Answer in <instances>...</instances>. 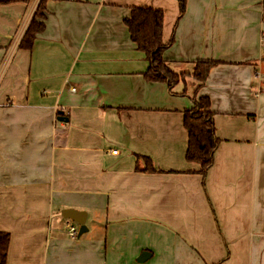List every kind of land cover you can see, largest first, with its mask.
<instances>
[{
	"label": "crops",
	"instance_id": "obj_1",
	"mask_svg": "<svg viewBox=\"0 0 264 264\" xmlns=\"http://www.w3.org/2000/svg\"><path fill=\"white\" fill-rule=\"evenodd\" d=\"M38 2L0 5L6 264H264V0H187L182 16L177 0H47L21 49ZM135 7L163 13V59L189 73L171 92L144 80ZM201 61L216 63L195 96L220 140L204 183L182 125ZM66 209L87 233L67 236Z\"/></svg>",
	"mask_w": 264,
	"mask_h": 264
},
{
	"label": "trees",
	"instance_id": "obj_2",
	"mask_svg": "<svg viewBox=\"0 0 264 264\" xmlns=\"http://www.w3.org/2000/svg\"><path fill=\"white\" fill-rule=\"evenodd\" d=\"M31 0H0V5L14 2L29 3ZM47 0H39L37 8L22 36L19 48L31 50L33 42L44 29V11ZM179 16L186 11L187 0H177ZM131 42L141 52L148 63L143 74L149 83L165 84L169 91L176 85L185 83V75L172 70L170 63L163 59V52L171 43H163V13L150 8H132L128 18L124 19ZM216 65L212 61L194 63L193 73L190 75L196 86L191 97L192 107L183 112L182 125L187 133V148L185 160L199 166L197 173L202 181L213 165L214 154L220 144L215 135L210 102L207 97L196 98L195 93L204 85L209 71ZM183 95V92L181 93ZM145 166V171L155 172L151 161L146 157H139ZM10 236L0 232V264H6Z\"/></svg>",
	"mask_w": 264,
	"mask_h": 264
},
{
	"label": "water",
	"instance_id": "obj_3",
	"mask_svg": "<svg viewBox=\"0 0 264 264\" xmlns=\"http://www.w3.org/2000/svg\"><path fill=\"white\" fill-rule=\"evenodd\" d=\"M57 120L64 121V122L67 121V119L63 117L62 113H59V117L57 118ZM61 217L64 220L70 221L78 226L77 238L87 233L88 229L85 225L87 214L85 212H80V211H76L72 209H66L61 212ZM148 257H149V254L147 252H142L141 255L138 257V262L142 263L146 261Z\"/></svg>",
	"mask_w": 264,
	"mask_h": 264
},
{
	"label": "built area",
	"instance_id": "obj_4",
	"mask_svg": "<svg viewBox=\"0 0 264 264\" xmlns=\"http://www.w3.org/2000/svg\"><path fill=\"white\" fill-rule=\"evenodd\" d=\"M260 47H261V56L264 57V36L261 37L260 39ZM74 90V89H72ZM113 154L115 153L114 151L112 152ZM66 234L70 239H76L77 238V227L74 223L67 221L66 223Z\"/></svg>",
	"mask_w": 264,
	"mask_h": 264
},
{
	"label": "rangeland",
	"instance_id": "obj_5",
	"mask_svg": "<svg viewBox=\"0 0 264 264\" xmlns=\"http://www.w3.org/2000/svg\"><path fill=\"white\" fill-rule=\"evenodd\" d=\"M177 73H179V72H177ZM181 74H184L185 75V77L187 78L188 76H189V73H187V71H185V70H183V72H180ZM77 227V230H78V226H76ZM66 230V229H65ZM67 231V230H66Z\"/></svg>",
	"mask_w": 264,
	"mask_h": 264
}]
</instances>
